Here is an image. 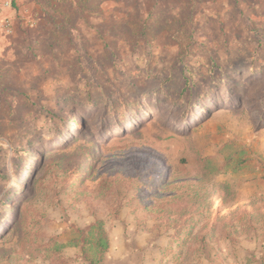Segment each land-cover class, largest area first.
<instances>
[{"label": "rangeland", "instance_id": "374dc122", "mask_svg": "<svg viewBox=\"0 0 264 264\" xmlns=\"http://www.w3.org/2000/svg\"><path fill=\"white\" fill-rule=\"evenodd\" d=\"M18 1L0 264H264V0Z\"/></svg>", "mask_w": 264, "mask_h": 264}, {"label": "trees", "instance_id": "16d2710c", "mask_svg": "<svg viewBox=\"0 0 264 264\" xmlns=\"http://www.w3.org/2000/svg\"><path fill=\"white\" fill-rule=\"evenodd\" d=\"M225 78L227 80V78H231V77H230V75H227V77L225 76ZM153 98H156V96L153 95ZM172 102L173 103H177V104L180 105V104L184 103L185 101L184 100L177 101V100L174 99ZM111 109H113V108L112 107H108V116H109V113H110V110ZM110 116H111V120H112V115H110ZM128 126H130V127L128 128ZM132 126H133L132 122H128L127 124L123 125V127H121V128L123 130H125V132L126 131L128 132V131L131 130ZM127 128H128V130H127ZM122 129H119V130L117 129V130H115V132H119ZM27 171H28L27 169H24L23 170V173H24L23 175L24 176H25V174H27ZM29 176H30V170H29ZM21 182L25 186V189L23 190V193H25L26 192V186L28 187L29 186V183H28V181L26 182L24 180H22ZM18 190H19V187H17V189H16V191L14 193L15 194H18L19 193ZM193 216H194V214H190L189 217L186 219L187 221L184 220V223H186L187 226H191L192 227L193 224H195L194 223L195 220L192 223H190V220L191 219L192 220L194 219ZM94 226L97 227V231H96L97 232V240H96V243H95V248L97 250H99L100 253H104V252H106L107 247H108L107 242H106V233L104 232V230H103V228L101 226V222H97ZM94 226H92V227H94ZM90 229H91V227H90ZM62 248H63V246H61V245H59L57 243H55L53 245H47L42 250V251H45L46 252L47 257H45V259H47V260H56V261L62 262L61 259L58 257V255L61 252ZM90 264H93V263L90 262Z\"/></svg>", "mask_w": 264, "mask_h": 264}, {"label": "crops", "instance_id": "0c3cea01", "mask_svg": "<svg viewBox=\"0 0 264 264\" xmlns=\"http://www.w3.org/2000/svg\"><path fill=\"white\" fill-rule=\"evenodd\" d=\"M19 4H20V2L18 1V0H11V7H12V9L9 7V9L7 10V9H5V8H3L1 5H0V17H2V18H0V21H3L4 20V18H13V17H15V14L17 13V11H20V8L18 7L19 6ZM12 20V19H11ZM8 21H10V19L8 20ZM210 213H213V210H210ZM209 213V211L207 210L206 211V214H210ZM197 221V219H191L190 220V223H192L193 221ZM188 227H190L191 228V226H188Z\"/></svg>", "mask_w": 264, "mask_h": 264}, {"label": "built area", "instance_id": "2783aa9c", "mask_svg": "<svg viewBox=\"0 0 264 264\" xmlns=\"http://www.w3.org/2000/svg\"><path fill=\"white\" fill-rule=\"evenodd\" d=\"M8 21H0V31H8L9 30V24Z\"/></svg>", "mask_w": 264, "mask_h": 264}, {"label": "bare ground", "instance_id": "6f19581e", "mask_svg": "<svg viewBox=\"0 0 264 264\" xmlns=\"http://www.w3.org/2000/svg\"><path fill=\"white\" fill-rule=\"evenodd\" d=\"M217 114H219V113H217ZM60 141H58L57 143H59Z\"/></svg>", "mask_w": 264, "mask_h": 264}]
</instances>
